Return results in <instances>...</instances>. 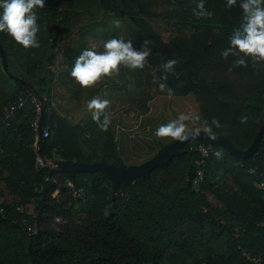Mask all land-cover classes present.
Returning a JSON list of instances; mask_svg holds the SVG:
<instances>
[{"label": "trees", "instance_id": "1", "mask_svg": "<svg viewBox=\"0 0 264 264\" xmlns=\"http://www.w3.org/2000/svg\"><path fill=\"white\" fill-rule=\"evenodd\" d=\"M200 2L45 0L34 9L39 48L24 49L0 33L8 72L43 99L42 125L49 131L38 139L31 125L39 117L35 96L3 69L0 58V264H253L247 256L264 264V133L248 158L194 140L150 178L117 186L99 172L69 173L51 164L121 161L109 128L101 131L91 118L73 122L53 105L57 53L67 40L91 33L96 41L123 37L133 49L146 48L148 65L170 95L193 93L203 119L219 120L215 133L237 149L248 148L264 118V62L241 67L231 55L222 58L240 9L225 7L226 0H204L214 13L209 18L197 15ZM173 59L177 63L165 71L163 64ZM19 98L21 107L6 117ZM198 143L212 144L222 157L204 159L189 149ZM37 156L47 164L38 166ZM201 165L203 179L194 182ZM67 180L85 190L84 200L71 199ZM16 204L33 205L25 215L28 223L37 221L35 234L27 232Z\"/></svg>", "mask_w": 264, "mask_h": 264}, {"label": "clouds", "instance_id": "2", "mask_svg": "<svg viewBox=\"0 0 264 264\" xmlns=\"http://www.w3.org/2000/svg\"><path fill=\"white\" fill-rule=\"evenodd\" d=\"M45 0H0V33L10 37L24 49L39 48L37 34V13L34 9L43 8ZM240 9V22L228 36V47L221 52L222 58L231 55L233 64L247 66L248 61L264 62V0H226L225 7ZM201 11L197 15L211 18L214 13L205 9L204 0L199 4ZM147 43V42H145ZM149 51L134 50L132 41H124L123 37L110 38L100 44L84 47L74 58L69 72L70 77L81 88L92 89L105 78L117 74L118 66L144 67ZM177 63L167 60L163 64L165 71H170ZM164 85L160 88L163 91ZM111 101L102 95H93L87 101V109L91 119L97 123L101 131H107L111 123L109 107ZM221 127L215 117L201 122L198 114L179 113L175 119L160 124L155 129L158 138H170L180 144L195 139L203 132L209 139L215 140V129ZM219 150L214 152L217 158L222 157Z\"/></svg>", "mask_w": 264, "mask_h": 264}, {"label": "crops", "instance_id": "3", "mask_svg": "<svg viewBox=\"0 0 264 264\" xmlns=\"http://www.w3.org/2000/svg\"><path fill=\"white\" fill-rule=\"evenodd\" d=\"M102 42L96 41L92 33L83 38L77 35L67 40L66 48L59 50L52 67L58 95L53 105L62 107L67 119L83 123L91 118L87 101L93 95L109 99L111 123L108 128L125 165L140 164L155 155L162 144L173 141L158 138L154 133L160 124L175 119L179 113L198 114L201 122L204 120L194 94L170 95L146 59L142 68L118 66L117 74L105 78L95 88H81L69 75L74 58L84 47ZM161 84L165 86L163 91Z\"/></svg>", "mask_w": 264, "mask_h": 264}, {"label": "water", "instance_id": "4", "mask_svg": "<svg viewBox=\"0 0 264 264\" xmlns=\"http://www.w3.org/2000/svg\"><path fill=\"white\" fill-rule=\"evenodd\" d=\"M0 58L3 69L7 71V73H9L6 64L5 52L1 44H0ZM9 75L13 79H17L12 74L9 73ZM17 80L23 85H25L28 89H30L33 95L35 96V98L37 99V101L39 102L40 113L38 120L37 136L38 139H40L43 131V125H42L43 114H44L43 99L25 81H23L20 78H18ZM263 133H264V118L261 122L260 128L258 129L256 136L254 137L253 141L248 146V148H246L245 150H240L234 147L233 144L230 142V140L226 138L224 135L215 133L216 139L211 140L202 132L200 136L196 137L195 139H190L182 144L176 141H171L162 144L159 151L155 155H153L151 158L147 159L146 161L140 164L125 165L122 161H120L119 165L115 166L105 161L80 162L76 160L73 161L54 160L51 162V164L57 169L69 173H74L77 171L99 172L111 182L112 186H117L120 184H129L131 180L139 176L150 178V173L154 168L163 166L174 156L182 154L185 151L183 147L186 145V143L194 140L207 139L219 144L228 153L236 157H239L241 159L248 158L256 152L257 148L260 145V141Z\"/></svg>", "mask_w": 264, "mask_h": 264}, {"label": "built area", "instance_id": "5", "mask_svg": "<svg viewBox=\"0 0 264 264\" xmlns=\"http://www.w3.org/2000/svg\"><path fill=\"white\" fill-rule=\"evenodd\" d=\"M18 100L19 102L14 101L11 107L6 108L5 110L6 117H8L15 108L21 107L23 100L21 98H19ZM31 101L36 103V111L39 116V113H40L39 102L37 101L35 97H32ZM38 120H39V117L34 119L31 123L35 131H37L38 129ZM48 135H49L48 129H43L42 136L46 137ZM189 149L198 151L204 159L208 157L210 154H214V152L218 150L210 143H198L196 145L190 146ZM204 159H201L200 161L202 165H203ZM36 162H37V165L40 167H43L47 164V162L40 156H37ZM202 165L196 169L194 182L201 181L203 179L205 169ZM249 172L255 173L254 169H249ZM66 183L68 187L70 188L69 195L71 199L84 200L86 198V192L83 188H75L72 182L69 180H67ZM259 185L263 186V182H260ZM56 194H57V190L53 193V196H55ZM15 208L21 214V221L27 224L26 225L27 232L31 234H35L38 230L37 221L34 220L33 223H28L27 217L25 215L26 213H28L27 209H25L24 206L20 204H16ZM0 210H2L1 207H0ZM56 220L61 222L60 218H57ZM247 257L250 259V261L253 264H263V259H261L260 257H250V256H247Z\"/></svg>", "mask_w": 264, "mask_h": 264}, {"label": "rangeland", "instance_id": "6", "mask_svg": "<svg viewBox=\"0 0 264 264\" xmlns=\"http://www.w3.org/2000/svg\"><path fill=\"white\" fill-rule=\"evenodd\" d=\"M110 38H112V37H110ZM110 38H108V39H110ZM14 198L15 197H12L11 195H7V199L10 200V201H13ZM208 198H209V200L211 202H213V203L216 202L212 195L208 194ZM27 208H28L27 210H28L29 213H33V205H28ZM54 220H55L56 223H60V224L64 223L63 219L61 220V222L57 221L56 219H54Z\"/></svg>", "mask_w": 264, "mask_h": 264}]
</instances>
